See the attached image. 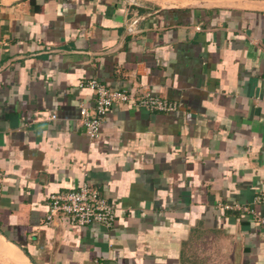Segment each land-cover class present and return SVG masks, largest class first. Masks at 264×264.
<instances>
[{"label":"crops","instance_id":"1","mask_svg":"<svg viewBox=\"0 0 264 264\" xmlns=\"http://www.w3.org/2000/svg\"><path fill=\"white\" fill-rule=\"evenodd\" d=\"M93 78L177 109L91 138ZM0 169V264H264V0H0ZM85 182L114 223L47 222Z\"/></svg>","mask_w":264,"mask_h":264},{"label":"built area","instance_id":"2","mask_svg":"<svg viewBox=\"0 0 264 264\" xmlns=\"http://www.w3.org/2000/svg\"><path fill=\"white\" fill-rule=\"evenodd\" d=\"M135 3V1L133 2ZM136 21L131 25L134 29ZM95 94L96 102L93 106H81V120L85 124L91 138L101 133V124L108 111L117 103H128L142 106L149 110L172 111L177 109L175 102L149 93L138 97L133 91L120 90L108 86L93 78L85 82ZM6 179V173L0 169V194ZM47 222L62 217L78 225L99 222L107 227L111 226L116 217V204L109 201L102 192L89 182L74 190H61L48 197ZM264 222V219H263Z\"/></svg>","mask_w":264,"mask_h":264},{"label":"bare ground","instance_id":"3","mask_svg":"<svg viewBox=\"0 0 264 264\" xmlns=\"http://www.w3.org/2000/svg\"><path fill=\"white\" fill-rule=\"evenodd\" d=\"M129 31V30H128ZM55 52V51H54ZM160 111V110H159ZM60 222V221H59Z\"/></svg>","mask_w":264,"mask_h":264},{"label":"trees","instance_id":"4","mask_svg":"<svg viewBox=\"0 0 264 264\" xmlns=\"http://www.w3.org/2000/svg\"><path fill=\"white\" fill-rule=\"evenodd\" d=\"M48 214V213H47ZM47 217V216H46Z\"/></svg>","mask_w":264,"mask_h":264},{"label":"rangeland","instance_id":"5","mask_svg":"<svg viewBox=\"0 0 264 264\" xmlns=\"http://www.w3.org/2000/svg\"><path fill=\"white\" fill-rule=\"evenodd\" d=\"M101 134V133H100Z\"/></svg>","mask_w":264,"mask_h":264}]
</instances>
